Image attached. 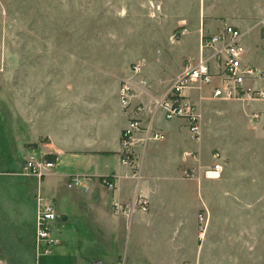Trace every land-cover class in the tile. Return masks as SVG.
Returning <instances> with one entry per match:
<instances>
[{
	"label": "rangeland",
	"instance_id": "1",
	"mask_svg": "<svg viewBox=\"0 0 264 264\" xmlns=\"http://www.w3.org/2000/svg\"><path fill=\"white\" fill-rule=\"evenodd\" d=\"M234 21L253 24L256 28L250 37L264 43V0H0L8 68L31 70V86L36 91L53 87L52 78L47 77L66 75L80 90L78 93L75 88L80 102L77 138L86 136L87 121L82 118L90 113V122L109 123L108 147L114 143L117 115L113 112L119 113L118 89L128 77L130 64H143L150 92L160 96L184 71L186 60L198 55L199 29L217 32L226 25L233 26ZM182 29L187 34L176 40ZM204 87L205 93L211 91V87ZM190 94L195 100L201 90L192 88ZM213 100L201 111L197 107L201 114L199 144L187 131H181L183 135L178 137L176 125L180 121L161 124L166 140L152 143L155 149L145 160L154 188L152 203L170 201L176 214L192 221L194 210L199 250L196 254L194 247L192 254H187L193 264H264V102ZM8 112L0 104V244L6 264H35L31 240H27V246L22 245L16 236L19 229L13 225L11 229L8 224L12 212L17 211V219L24 218L16 204V200L22 201L17 189L29 179L8 174L16 171L18 162V145L11 137ZM254 115H258L257 120ZM168 134L176 138L180 152L188 146L196 147L194 165L198 160L207 168L212 162L210 153L219 151V177L209 179L204 171L192 169L182 176L184 181L179 179L174 167L179 152L173 146L166 148ZM94 144L103 146L98 140ZM89 224L72 223L74 240L65 238V244L74 241L75 246L64 244L66 253L60 262L41 257L40 264L80 260L79 264H115L118 254L124 260V229L118 241L116 235L110 239L92 232ZM104 224L110 232L109 222ZM25 232L29 234V229Z\"/></svg>",
	"mask_w": 264,
	"mask_h": 264
},
{
	"label": "crops",
	"instance_id": "2",
	"mask_svg": "<svg viewBox=\"0 0 264 264\" xmlns=\"http://www.w3.org/2000/svg\"><path fill=\"white\" fill-rule=\"evenodd\" d=\"M232 24L242 33L243 61L256 67L262 73L263 80L259 86L264 88L262 85L264 81V43L262 42V44L259 38L255 41L253 37H250L252 29L256 28L253 24L239 21H234ZM258 35L260 37L259 33ZM3 41L2 28H0V104L8 108L11 137L18 145L16 171L8 174L29 178L25 180V183H21L20 190L17 189V197L20 195L22 201H18V199L16 204L18 203V208H22L24 218L18 216L17 219V211L12 212L13 215L8 217V224L11 229L14 226L19 229L16 236L22 240V245L27 246V240H31L30 248L34 263L36 264L35 213L37 198L41 195L53 201L56 209V219L52 228L54 236L59 239L60 243L52 248L50 255L43 256L52 257L50 261L60 262L62 260L61 258L66 253L65 245L70 246L72 244L75 246L74 241L71 244H65L67 242L65 238L74 240L73 230H70L71 224L87 222L90 223L92 232L106 235L110 239L116 235L118 241L122 237L120 230L124 229V260L118 254L115 264H193V261L187 258V254L188 252L192 254L194 247L196 254L199 250L194 210L192 221L191 217L176 214L175 206L170 201L161 200L154 205L152 203L151 194L154 192V188L150 183L145 160L150 154L148 152L155 149L152 143L159 142L143 143L139 133L134 135L133 151L140 170L141 178L139 180L133 177L132 169L121 161V132L133 117L132 108L124 110L118 103L119 113L113 112L114 115H117V120L114 124L112 147H108L106 134L109 123L105 121L98 124L96 120L90 122V113L82 118L87 121V126H84L87 131L86 136L79 140L76 132V115L79 111L80 102L75 95V88L78 89V93L79 88L66 75L59 73V75L47 77L48 79L52 78L50 81L53 83L52 88L34 90L31 86V70L8 68V56ZM62 86H65L66 90L62 89ZM204 86L211 87V91L205 93ZM204 86H200L201 94L195 96V100L190 94L192 89L187 92L199 111L207 103L214 101L212 99V86ZM150 95L157 96L151 92ZM38 102H41L40 106L37 105ZM137 104H141L143 107V110L136 115L141 126H150L161 133L164 132L165 135L161 124L173 120H165L162 112L153 108L148 97L143 96L137 99L134 105ZM88 111L90 112L91 109L89 108ZM157 116L159 119L156 120ZM175 120L180 121L176 125V134L180 138L183 135L181 131L184 132L187 129L184 127V121ZM187 133L189 134L188 131ZM170 135L168 134L165 145L166 148L173 146L172 148L179 152V159L174 163L179 179L184 181L182 176L192 169L194 172H201L211 165L204 168L198 160L197 164L194 165V161L198 157L196 147H187L186 145L187 148L180 152L176 138ZM96 140L103 142L101 148L95 147ZM193 142L199 144L200 141L193 140ZM184 153H197V155L186 157ZM31 156L36 158L50 156L49 160L54 162L52 170L43 177L26 172L23 169V160ZM72 177L88 178L90 180L88 192L84 193L79 187H70L69 179ZM102 177H110L111 182L114 183L113 190L107 189L101 183L100 178ZM188 180L196 181L198 179ZM138 196L148 199L147 212H138L130 217L112 213L111 205L114 200L128 204ZM158 206L162 209L155 208ZM106 222H109L110 232H107V227L104 224ZM73 228L76 232V225ZM28 229L29 234L25 232ZM10 232L14 231L11 230ZM117 246H119L118 243ZM119 247L121 248V246ZM2 249L0 244V264H6L8 260ZM85 260H88L87 257ZM79 262L71 264H79ZM81 264L92 263L85 261Z\"/></svg>",
	"mask_w": 264,
	"mask_h": 264
},
{
	"label": "built area",
	"instance_id": "3",
	"mask_svg": "<svg viewBox=\"0 0 264 264\" xmlns=\"http://www.w3.org/2000/svg\"><path fill=\"white\" fill-rule=\"evenodd\" d=\"M187 34L182 29L175 36L176 40ZM264 35V24H263ZM241 31L230 25L222 27L217 32L204 33L199 29L198 55L187 59L184 71L178 75L170 86L160 96L150 95V83L143 77V64L133 62L128 68V77L122 80L119 87V103L124 109H131L132 119L121 132V161L132 169V175L139 180L140 170L133 151L134 135L140 134L143 143L162 142L165 135L148 126L142 127L136 118L143 110L141 104L134 105L141 97H148L155 110L162 112L165 120H182L192 139L200 138V115L194 102L188 96V91L200 86H212V99L231 102H264V88L259 86L263 80L262 73L254 66L243 61L244 47L241 43ZM264 41V38H263ZM255 120L258 115H254ZM186 157H194L184 153ZM211 165L204 171L209 179H217L222 172V156L219 151L211 152ZM54 166L52 160L43 157H28L23 160V169L38 177H43ZM193 172V171H190ZM89 179L72 177L70 187H79L84 193L89 190ZM101 183L109 190L114 189L110 177H105ZM116 215L130 217L138 212L148 211L146 198L138 196L130 203L124 204L114 200L111 205ZM56 219V209L53 201L41 195L37 198L35 213L34 245L36 264L39 259L51 254L52 248L60 241L54 236L52 224ZM121 264V263H119Z\"/></svg>",
	"mask_w": 264,
	"mask_h": 264
},
{
	"label": "trees",
	"instance_id": "4",
	"mask_svg": "<svg viewBox=\"0 0 264 264\" xmlns=\"http://www.w3.org/2000/svg\"><path fill=\"white\" fill-rule=\"evenodd\" d=\"M49 157H50V156L43 157V158L49 160ZM50 158H51V157H50ZM52 161H53V160H52ZM104 178H105V177L100 178V181H101L102 179H104Z\"/></svg>",
	"mask_w": 264,
	"mask_h": 264
},
{
	"label": "water",
	"instance_id": "5",
	"mask_svg": "<svg viewBox=\"0 0 264 264\" xmlns=\"http://www.w3.org/2000/svg\"><path fill=\"white\" fill-rule=\"evenodd\" d=\"M95 264H101L100 262H96Z\"/></svg>",
	"mask_w": 264,
	"mask_h": 264
}]
</instances>
